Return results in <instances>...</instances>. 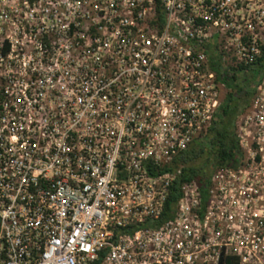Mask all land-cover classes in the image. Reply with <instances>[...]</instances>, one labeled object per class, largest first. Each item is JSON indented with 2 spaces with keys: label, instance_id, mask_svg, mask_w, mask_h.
Segmentation results:
<instances>
[{
  "label": "built area",
  "instance_id": "2783aa9c",
  "mask_svg": "<svg viewBox=\"0 0 264 264\" xmlns=\"http://www.w3.org/2000/svg\"><path fill=\"white\" fill-rule=\"evenodd\" d=\"M263 43L264 0H0V264H264V76L162 218L214 69Z\"/></svg>",
  "mask_w": 264,
  "mask_h": 264
},
{
  "label": "trees",
  "instance_id": "16d2710c",
  "mask_svg": "<svg viewBox=\"0 0 264 264\" xmlns=\"http://www.w3.org/2000/svg\"><path fill=\"white\" fill-rule=\"evenodd\" d=\"M261 51L260 58L253 65L239 66L236 69L228 67L221 75L214 69L217 83L222 85L225 94L210 120L209 127L173 160L171 166L163 170L174 171L180 167L176 181L169 188L163 219L170 216L178 199L179 183L194 182L203 185L214 170L235 164L239 153L234 135L235 122L248 107L257 83L264 76V43Z\"/></svg>",
  "mask_w": 264,
  "mask_h": 264
},
{
  "label": "rangeland",
  "instance_id": "374dc122",
  "mask_svg": "<svg viewBox=\"0 0 264 264\" xmlns=\"http://www.w3.org/2000/svg\"><path fill=\"white\" fill-rule=\"evenodd\" d=\"M241 78V77H240ZM247 78V77H246ZM248 80V79H247ZM224 94H225V90L224 89H221L220 90V99L222 100L223 99V96H224ZM246 110V109H245ZM238 118V117H237ZM236 118V119H237Z\"/></svg>",
  "mask_w": 264,
  "mask_h": 264
}]
</instances>
